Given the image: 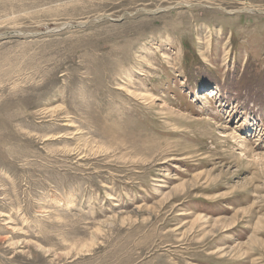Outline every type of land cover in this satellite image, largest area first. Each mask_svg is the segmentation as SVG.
<instances>
[{"label":"rangeland","instance_id":"rangeland-1","mask_svg":"<svg viewBox=\"0 0 264 264\" xmlns=\"http://www.w3.org/2000/svg\"><path fill=\"white\" fill-rule=\"evenodd\" d=\"M0 264H264V0H0Z\"/></svg>","mask_w":264,"mask_h":264},{"label":"bare ground","instance_id":"bare-ground-1","mask_svg":"<svg viewBox=\"0 0 264 264\" xmlns=\"http://www.w3.org/2000/svg\"><path fill=\"white\" fill-rule=\"evenodd\" d=\"M242 147V146H241Z\"/></svg>","mask_w":264,"mask_h":264}]
</instances>
